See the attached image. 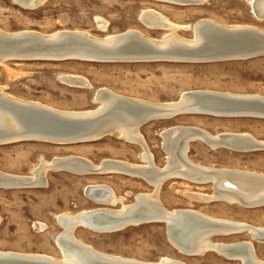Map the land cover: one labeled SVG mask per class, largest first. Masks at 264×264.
Wrapping results in <instances>:
<instances>
[{
  "label": "rangeland",
  "instance_id": "obj_1",
  "mask_svg": "<svg viewBox=\"0 0 264 264\" xmlns=\"http://www.w3.org/2000/svg\"><path fill=\"white\" fill-rule=\"evenodd\" d=\"M250 3L251 0H204L201 4L189 5L157 0H46L35 9H24L14 0H0V31L4 34L31 31L38 36L57 33L55 37L84 31L95 38H105L138 30L149 38L161 39L168 30L146 28L139 20L144 10L159 13L172 24L188 27L175 32L185 40H191L193 36L191 26L205 19L264 31V19L259 20L251 14ZM133 61L7 60L0 64V96L18 102H38L70 112L95 109L98 104L93 101V94L101 88L117 96H125V99L154 104L176 102L183 92L192 90L264 98V56L209 62ZM62 75L82 77L89 87L66 85L59 80ZM211 115L206 112L180 113L139 126L153 163L159 168L166 165L168 156L162 148L161 132L173 126H193L206 130L211 136L249 134L256 141L264 142V117ZM7 125L12 127L11 123ZM193 140L189 141L186 151V157L192 164L264 175V148L234 151L224 146L212 148L199 139ZM75 141L58 144L33 140L0 143V171L31 177L41 162L67 156H76L94 165L106 159L131 165L144 163L142 147L120 138L117 132L90 141ZM44 174V185L0 187V251L47 255L60 260L61 252L55 244V237L62 230L56 220L58 215L74 216L97 207L117 210L122 203L131 205L139 193L155 196L166 210H194L215 219L264 227V205L246 208L233 201L216 199L215 185L210 179L191 182L182 177H172L154 192L153 186L143 178L123 172L78 174L49 169ZM98 185L112 188L122 201L114 207L96 205L86 197L85 190L88 186ZM187 193L208 198H188ZM164 223L153 221L102 233L78 227L74 235L101 254L143 262L153 263L166 257L183 264H241L239 260L223 258L214 251L193 256L182 254L167 239ZM211 237L214 243L228 245L249 242L256 258L264 260V244L255 242L244 231Z\"/></svg>",
  "mask_w": 264,
  "mask_h": 264
},
{
  "label": "bare ground",
  "instance_id": "obj_2",
  "mask_svg": "<svg viewBox=\"0 0 264 264\" xmlns=\"http://www.w3.org/2000/svg\"><path fill=\"white\" fill-rule=\"evenodd\" d=\"M14 1L24 9H35L46 0ZM157 1L189 5L201 4L204 0ZM252 3L253 0L250 4ZM252 9L256 15L261 17L260 15L264 14V0L255 1ZM140 15L139 20L144 26L146 25V28L166 29L168 30L167 34L157 40L145 36L138 30H128L105 38L97 37V39L84 31L67 32L57 37H55L57 33L38 36V33L36 35L31 31L11 34H4L5 32L0 31V64L11 59L54 61L75 59L109 62L117 58H124L123 61H129L136 57L149 56L184 62H206V60L209 62L221 58L237 57L246 49L253 50L255 46L264 44V31L252 26H227L208 19L199 20L191 26L193 34L191 40H185L175 32L177 29H187L188 27L172 24L164 16L151 10H144ZM239 29L246 31L243 33L244 35L230 32ZM23 37H31L30 40H33V42L16 45L15 50L8 46L10 44L8 42H14V39ZM241 37L242 39H240ZM61 38L69 39L58 41L55 44L51 43L52 40L56 41ZM55 45L59 48L55 49L53 47ZM84 45L90 48L97 46L111 48L106 53H90L81 49ZM141 45L151 48V52L154 54L140 55L132 52L134 48H139ZM62 46L74 47L66 49ZM127 47L132 49L117 53L120 49L123 50ZM59 80L69 86L89 87L88 82L79 76L62 75ZM13 98L16 99L14 96ZM93 99L98 104L95 109L70 112L46 107L42 103L38 104V102H27V100H25L26 102H18L0 96V143L17 142L18 140L44 141L57 144L58 142H74L75 140L90 141L117 132L120 138L142 147L143 165H131L109 159L102 160L99 164L94 165L85 159L67 156L66 158H55L47 163L46 161L41 162L31 177L11 175L0 171V187L44 185L46 182L43 175L49 169H63L78 174L123 172L143 178L148 185L153 186L154 192H157L163 183L172 177H182L191 182H202L210 179L215 185L216 199L233 201L246 208L264 205V175H261L262 173H247L230 168H208V166L192 164L186 157L188 143L193 139H199L200 142L202 141L212 148L224 146L228 150L234 151L263 149L264 142L256 141L249 134L235 135V133L211 136L206 130L194 128L193 126H173L161 132L162 148L168 156V161L164 167L159 168L153 163L152 155L148 152L138 130L139 126L146 123V121L148 123L149 119H168L178 115L175 114L177 112L190 114H203L206 112L220 116L233 115L231 113H248L250 110H256L253 113L262 118L264 117V98L245 96L244 94H225V92L219 93V91L192 90L183 92L176 102L162 104H156V102L154 104L150 101H147L150 103H144L125 99V96L123 98L108 89L101 88L95 90ZM37 113L39 114L37 115ZM51 121L61 123L49 125ZM7 123H11L12 127L8 126ZM67 125L71 126L70 129H66ZM65 130H71V133ZM85 194L96 205L114 207L122 201L120 197L116 196L112 188L105 185L88 186ZM187 194L188 198L191 197L197 200L198 198H208L207 196H198L199 194L196 195V193ZM154 197L147 193H139L134 197L135 201L131 205L122 203L117 210L108 207H97L80 211L74 216L60 214L56 220L62 230L55 237V244L61 252L60 260L47 255L0 251V264H183L182 261L181 263L166 257L150 263L114 255H104L77 240L74 235V230L78 227L102 233L153 221H165L167 239L184 255H197L206 251H214L218 255H222L223 258L239 260L241 264H264V260L256 258L254 248L249 242L228 245L211 241L213 235H230L244 231L255 242L264 244V227L215 219L194 210H166L159 203L160 201L158 202L157 198Z\"/></svg>",
  "mask_w": 264,
  "mask_h": 264
},
{
  "label": "water",
  "instance_id": "obj_3",
  "mask_svg": "<svg viewBox=\"0 0 264 264\" xmlns=\"http://www.w3.org/2000/svg\"><path fill=\"white\" fill-rule=\"evenodd\" d=\"M255 1L257 0H253V3L249 5V8H250V11H251V14L257 18V19H264V14L263 15H260L261 17H259V15H256L255 12L253 11L252 9V5L255 3ZM231 33H240V35H244L243 33L246 32L245 30H234V31H230ZM262 35V34H261ZM263 36V35H262ZM31 37L29 38H18V39H14V42H8L10 43L8 46H10L11 49L15 50L14 48L17 47L18 45L20 44H28V43H32L33 40H30ZM65 39H69V38H61L60 40H56V41H53L52 40V44H55V43H58V41H64ZM242 39V37L240 38ZM238 41L241 42V40L238 39ZM12 43V44H11ZM17 45V46H16ZM55 49L56 48H59V46L55 45L53 46ZM66 49H71L72 47L74 46H62ZM61 47V48H62ZM98 47V48H97ZM95 48H90V47H87V46H82L81 49H84L86 50L87 52H90V53H96V52H107L109 51V47H103V46H97ZM80 49V48H79ZM132 48H124L123 50L120 49L119 52L117 53H123L124 51H127V50H131ZM237 49V48H236ZM234 49V50H236ZM132 52H136V53H139L140 55H151V54H154L151 52V48H148V47H145V46H142L139 47V48H134ZM259 56H264V44H261V45H257L255 46V48L253 50H245L244 52H241L240 55H238L237 57H228V58H221V59H216L215 61H226V60H243V59H250V58H254V57H259ZM162 57H155V56H149V57H136L135 59H133L134 61H137V62H146V61H159V60H166V59H161ZM124 59V58H122ZM122 59H115V60H122ZM170 60V59H169ZM102 61V60H101ZM256 110H250L248 113H231L233 115H220V116H256V113H253L255 112ZM180 112H177L175 114H179ZM174 114V115H175ZM236 114H240V115H236ZM149 120H152V119H149ZM148 120V121H149ZM147 122V121H146ZM56 123H61V122H54V121H51V124L49 125H53ZM62 125V124H61ZM69 127H71L70 125H67L66 129H70ZM56 131V130H55ZM66 132L68 133H71V130H65ZM54 132V131H53ZM112 205V204H110ZM193 256V255H191Z\"/></svg>",
  "mask_w": 264,
  "mask_h": 264
}]
</instances>
